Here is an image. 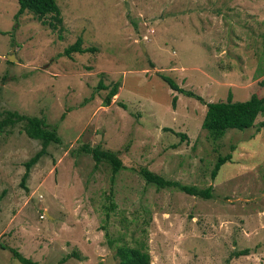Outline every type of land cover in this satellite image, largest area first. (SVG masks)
<instances>
[{"label": "rangeland", "instance_id": "obj_1", "mask_svg": "<svg viewBox=\"0 0 264 264\" xmlns=\"http://www.w3.org/2000/svg\"><path fill=\"white\" fill-rule=\"evenodd\" d=\"M56 3L52 29L50 16L15 17L18 1L0 0V119L43 117L60 137L23 186L41 143L22 123L0 130V244L38 264H119L118 245L140 244L151 264H264V116L213 139L206 106L159 77L205 101L264 96V0ZM78 36L96 51L65 56ZM100 78L120 81L108 106ZM83 145L117 152L124 167L113 173ZM143 166L211 197L148 183ZM0 264L21 263L0 247Z\"/></svg>", "mask_w": 264, "mask_h": 264}, {"label": "trees", "instance_id": "obj_2", "mask_svg": "<svg viewBox=\"0 0 264 264\" xmlns=\"http://www.w3.org/2000/svg\"><path fill=\"white\" fill-rule=\"evenodd\" d=\"M19 7L15 13L18 17L22 13L28 11L36 16L40 21L47 23L46 16L52 19L48 24L52 29L61 24V13L56 0H17ZM96 48L93 46L84 47L83 38L78 36L75 41L64 48L63 54L67 57H72L73 53L94 52ZM159 77L172 89L186 96L194 97L206 106V111L201 123V127L207 130L213 139L221 138L227 129L237 128L244 129L254 125L257 116H264V96L252 94L244 101H233L231 95L225 101H205L199 94L180 87L170 76L160 74ZM120 81H115L110 87L103 83L102 78L98 81V87L108 89L103 98L102 105L108 106L112 97L117 94ZM177 97H172V106L175 107ZM22 123L26 135L32 139L39 140L41 143L40 149L35 152L27 161L24 162L25 172L21 178V185L25 186V180L29 176L31 168L38 162L40 157L47 152V147L51 143H60V137L57 134L56 127H50L43 117L30 116L19 113L15 110L5 111V116L0 119V130L6 127L14 126ZM259 127L264 126V121H260ZM170 130V128H166ZM182 138L184 135H180ZM82 150L91 154L96 163L106 162L110 165L112 172L116 173L124 167L118 153L111 149H102L99 145L90 147L83 145ZM231 160V154L219 155L211 170V177L217 175L220 167L227 161ZM140 173L148 183H153L158 187H175L179 190L193 196L204 198L211 197V187L204 189L197 188L193 185L182 184L176 180L165 179L163 176L151 171L147 167H141ZM111 245V242L108 241ZM2 249H7L11 252L12 257L17 259L21 264H38L36 261L24 256L19 250L13 247H7L0 244ZM116 256L119 264H151L150 254L144 244L140 246L118 245L116 247ZM248 249H241L235 252L236 256L247 255Z\"/></svg>", "mask_w": 264, "mask_h": 264}, {"label": "water", "instance_id": "obj_3", "mask_svg": "<svg viewBox=\"0 0 264 264\" xmlns=\"http://www.w3.org/2000/svg\"><path fill=\"white\" fill-rule=\"evenodd\" d=\"M10 61H13L14 59L16 60L15 56L12 54V55H9V58H8Z\"/></svg>", "mask_w": 264, "mask_h": 264}]
</instances>
